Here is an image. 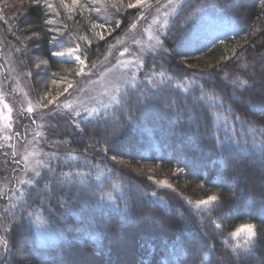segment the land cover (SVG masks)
<instances>
[{"label":"trees","instance_id":"trees-1","mask_svg":"<svg viewBox=\"0 0 264 264\" xmlns=\"http://www.w3.org/2000/svg\"><path fill=\"white\" fill-rule=\"evenodd\" d=\"M5 1L0 0V23L5 34L30 67L38 91H50L52 95L63 89L66 80H72L77 86L81 81V76H74L69 71L77 67L75 57H54L52 52L79 44L89 62L96 61L112 42L120 39L139 13V9L126 7L128 0H123V4L118 0H99L98 3L81 0L88 7L100 8L99 12L80 6L62 7L61 0H48L54 5L51 10L44 7L43 0L39 8L28 0L24 3L8 0L10 3L4 6ZM63 2L71 5V0ZM234 3L235 7L228 8L226 0H186L171 20V32L164 36L171 55L148 56L143 60L146 68L155 64L158 72L163 71L177 79L187 77L196 80L210 94L218 97L215 103L222 100L225 105H230L245 123L241 125L233 117L229 119L228 126L235 128L237 139L246 138L247 144L243 140L239 145L225 141L228 147L220 150L205 138L203 125L200 135H197L195 126L193 128L189 124L187 113L183 119H174L162 105L150 107L139 114L135 124L113 142L106 155L103 152L97 155L100 145L96 146V151L83 152L90 142L87 135L83 138L80 135L68 137L71 141L69 149L77 157L72 163L79 164L87 155L96 165L88 178L96 195L79 200L71 195L65 196L66 207H70V211L64 217H51L50 223L54 222L57 229L52 231L36 226L31 220L15 221L10 215L18 212L23 199L39 202L35 186L17 202L10 196H1L0 235L9 240L7 259L10 264H81L89 256L100 260L106 258L107 262L114 264L116 258L112 255L118 252L113 236L119 240V235L124 236L127 229L137 245L132 249L137 264H201L202 261L203 264H262L264 237H260L259 232L250 255L244 254L243 249L238 250L239 256L234 253L231 246L237 244V238L228 235L245 223L264 230V184L253 186L251 180L242 182L235 177L234 171L236 164L255 168L262 166L250 153L254 151L253 135L257 146L264 141V90H259L263 87L261 77L264 73V9L260 7V0H234ZM197 5L201 7L193 16L195 23L189 21L181 26L191 8ZM202 9L207 15L224 14L231 19L234 28L209 44L190 50L185 47L184 39L193 37ZM49 19L53 21L51 25L46 24ZM115 22H119L120 26L116 27ZM93 23L104 24L105 28L93 30ZM30 26L41 33L36 43L25 39V36H31ZM52 28H59L61 32H52ZM253 29L255 35L251 34ZM96 31H103L105 39L97 38ZM53 35L59 38L56 46L50 43ZM182 46L189 53L182 51ZM232 49L237 54L243 53L240 63L248 64L246 72L234 58L221 60V57H231ZM41 59L49 61L45 71L43 67L40 70L34 67ZM218 61L220 67L214 68ZM225 73L228 75L225 76ZM237 75L247 80L250 86L236 88L232 85L230 81ZM140 78H143L142 73ZM54 79L62 81L59 88L56 84L49 86ZM174 84L175 81L160 95L172 94L180 101L186 98L191 103L192 91L198 84H186L189 88L187 93L175 88ZM213 103L211 97H206L195 106L194 111L205 117L210 132L224 139L225 117L229 114L224 109L212 107ZM92 127L89 125L86 129L89 134ZM58 149L63 155L65 148ZM113 155L124 163L112 161L110 158ZM177 168L184 171L177 173ZM70 170L63 168L65 172ZM80 171L88 172V168L81 166ZM98 174L99 180L95 178ZM149 176L155 180L166 177L174 185L172 188L162 187L149 180ZM129 185L137 186L139 191L132 193L127 200V211H124V197L128 195ZM248 185H251L250 188ZM101 193L104 194L103 199L100 198ZM108 193H111V199ZM213 194L220 200L218 206H210L213 209L210 214L198 213L193 205L187 203L188 199L194 202ZM13 204L17 205L15 209ZM57 211H60L59 208ZM150 213L158 216L159 225L155 217H149L151 221L144 217ZM159 217H163L164 222ZM212 219L221 225L219 230L211 224L205 230L201 221L207 224ZM84 226L92 227L93 236L82 243L78 235ZM6 227L9 229L7 232L4 231ZM207 245L214 246V251L209 252ZM205 253L209 256L207 260L203 259Z\"/></svg>","mask_w":264,"mask_h":264},{"label":"snow or ice","instance_id":"snow-or-ice-1","mask_svg":"<svg viewBox=\"0 0 264 264\" xmlns=\"http://www.w3.org/2000/svg\"><path fill=\"white\" fill-rule=\"evenodd\" d=\"M30 4H34L37 8L40 7L42 0H28ZM99 0H93V3H98ZM120 4H123V0H118ZM171 8L168 12H164L161 16H154L152 19V24H159L158 33L165 36L171 32V25L169 22V15L174 14L176 9L185 5L186 0H168ZM20 3H24V0H20ZM44 7L48 9H53L54 5L49 3L48 0H43ZM159 4V0H128L126 7L129 9H150L155 5ZM62 7H71V6H80L81 8H86L88 11H101L100 8H91L87 5L81 3V0H71V5L65 4L61 0ZM234 0H226V7L232 8L235 7ZM200 5H197L189 11L187 16L181 22L187 24L189 21H193V16L199 12ZM260 7L264 9V0H260ZM159 11V8H157ZM143 17V14H141ZM146 19V17H143ZM259 19V17H258ZM53 21L51 19L46 21V24L51 25ZM116 27H119V22H115ZM135 28L137 25L133 23L131 25ZM93 30L100 28H105L104 24L92 25ZM31 36H25L26 40L36 43V38L40 36V32L34 29H31ZM52 32H61L59 28L50 29ZM145 31L149 32V35L152 36V39L155 40V44L149 45V50L153 53L162 54V55H171L169 49L164 47V41L161 40L160 35H152L151 25ZM252 35H255V30L253 29ZM95 36L100 40L105 39L103 31H96ZM19 39V38H18ZM81 39H84L81 37ZM223 42V41H222ZM247 42V40H245ZM51 44L56 46L59 44V38L56 35L51 37ZM90 43V41H89ZM27 47V45H25ZM19 51V49H17ZM125 51H128L125 49ZM231 57H221V60L232 59L234 58L237 63L240 64L242 70L248 69L247 63H240L243 59V53L237 54L235 49L231 50ZM54 57H64V56H73L75 57V63L77 65L76 69L73 71L69 69L74 76H86L94 74L91 72V69L96 67L95 63L91 64V69L88 73L85 72L86 67H88L89 57L84 51H82L79 44H76L73 47H66L61 51H55L51 53ZM123 55V53L121 54ZM123 65L128 71L123 74L122 79L123 84H117L113 86V92L109 96L107 102L103 100L96 101L98 106H94L91 109L87 107H74L71 102L65 103L63 106L66 109H69L71 116L67 123L73 128L72 132H65L66 136H72L75 138L76 135H80L83 138L85 135L89 138V144L84 148L83 152L87 153L88 151H96V146L100 145V149L97 152V155L100 152H103L105 155L111 149V145L116 141L126 129H130L136 122L137 116L142 114L144 111L148 110L153 106L162 105L166 109L167 114L174 119H183L185 113L188 114V121L190 125H194L196 129V134L200 135L201 126H204V136L212 142V144L218 147L220 150H224L228 147L225 144V141H228L230 144H241L243 140L244 144H247L246 138L237 139L235 136V128L228 126V121L230 118H235L236 121H239L241 125L245 123V120L236 114L235 110L230 105H225L221 100L219 103H215L218 97L214 93L210 94L204 87L203 84H198L196 80H190L187 77L184 79H177L172 75H166L163 71H157V65L153 64L151 67L146 68L145 62L142 55H136L135 59L128 61H117ZM183 63V60H181ZM48 60H39L38 63L34 64V67L38 70L42 69V66H48ZM220 67V62L218 61L214 68ZM264 67V66H262ZM138 73H142L143 78L141 79L138 76ZM254 74V73H253ZM28 76H32L33 73L31 69L27 71ZM57 75V74H53ZM228 74L225 73V76ZM211 79V76L209 77ZM175 81V88L183 89L184 92H189V88L185 85L198 84L196 89H193L191 96V103L188 99H183L182 101L175 98L174 95L169 94L166 96H161V92L168 88L169 85H172ZM53 84L57 83V80H52ZM230 83L236 88H244L250 86L247 80L242 79L239 75L235 76ZM127 85V87H124ZM73 88V81L66 80V84L63 88V91H58L56 96H51V93H47L46 96L41 97V101L47 98V104L42 102L36 105V108H47L48 105L58 104V97L65 96L66 93H69V90ZM82 91V89H81ZM107 91V90H106ZM199 93L198 95L196 93ZM206 97H211L213 100L212 107L224 109L229 115L225 117V129H224V139H221L215 132H210L207 124L205 123V117L203 115H198L194 108L197 104L203 101ZM66 99V97H65ZM94 99V98H93ZM113 105H115V110H113ZM34 108L30 104L27 112L33 113ZM12 109L4 104L0 108V119L5 121V129L11 128L12 124L10 123ZM118 113V114H117ZM264 115V113H262ZM32 123H35L33 120ZM83 125V127H82ZM92 125L91 134H89L86 129ZM52 129L55 130L58 125L53 124ZM102 133V136H101ZM264 134V130H262ZM20 135V133H16ZM41 136L40 132H36L33 139H37ZM6 140L11 139L9 136L4 137ZM101 139L103 144H101ZM54 147H59V145H64L65 152L62 155L57 151L43 153L44 159H38L34 165L26 163V169L23 170L25 175L28 176V173L31 172V175L27 179H19V185H32L35 186V190L38 194V203L32 202L29 199H23L22 203L19 205L18 212L10 213L11 217L15 221H24L25 219L34 221L36 226L43 227L49 231L57 230L55 224L50 223V219L53 215L64 217V215L70 211V207H66L68 203L65 199V196L71 195L75 200L84 198L85 196H95L96 193L92 190V187L89 184V179L92 176V171L96 168V165L92 163V158L84 155L83 159L79 164L72 163L77 160V157L72 155V151L69 149L71 141L65 140H56L51 142ZM252 148L253 152L250 154L253 155L264 167V141L260 142V146H257L255 135H253ZM29 159L28 156H24L23 160L27 162ZM112 161L123 164L124 161L118 160L117 155H113L110 158ZM57 162L59 164L60 170L57 171ZM19 163V161H17ZM81 166L88 168V172L80 171ZM64 167L71 169L70 171H63ZM108 171H111L109 169ZM183 168H177L176 172H183ZM240 173L237 174L239 178ZM99 180V174L95 177ZM149 180H154L155 183L172 188L173 185L169 183L167 179L164 180H155L153 176L148 177ZM42 182V186H41ZM21 196L24 195V189L21 188ZM139 191L138 187L135 185H129L127 187L128 195L124 197L125 205L124 211H127L128 204L127 200L131 198L133 192ZM15 195V191L12 193ZM155 196V193H152ZM104 194L101 193L100 198L103 199ZM108 198L111 199V193H108ZM21 199V197H17ZM220 198L213 194L209 195L204 199H197L194 202L190 199L187 200L189 205H193L197 212H205L210 214L213 210L210 206H218ZM55 202V204H53ZM12 207L15 209L17 205L13 204ZM59 208V212L57 211ZM215 225L216 229H220V224H215L214 221H210ZM5 232L9 231L6 227ZM258 232L260 237H264V230L257 229V226L252 223L243 224L237 227L234 231L228 233L230 237L237 238V244L232 245V250L234 253H237L239 256V249H243L244 254H252L253 248L252 245L254 240L258 239ZM243 237V239H241ZM0 246L3 247V252H0V264H10V261L7 259V255L10 251L9 240L0 235ZM209 252L214 251V246L207 245ZM204 260L209 259L208 253L204 254ZM203 264V261L201 262ZM264 264V261H262Z\"/></svg>","mask_w":264,"mask_h":264},{"label":"rangeland","instance_id":"rangeland-1","mask_svg":"<svg viewBox=\"0 0 264 264\" xmlns=\"http://www.w3.org/2000/svg\"><path fill=\"white\" fill-rule=\"evenodd\" d=\"M9 3L10 2L6 0L4 6ZM157 8H159V11H157ZM170 8L171 5H169L168 0H159V4L150 9H139V13L132 21V24L136 23L137 26L133 28L131 24L129 28L121 34L118 41L112 42L108 46L102 57L93 62L88 61L89 66L86 67L85 72L88 73L91 69V64L95 63L96 67L91 69V72L94 74L81 76V81L78 86L74 84L73 88L69 90V93H66L65 96L58 97V104L48 105L47 108H36V105L40 102L47 104V98L41 101V97L51 92L38 91L34 85L32 76L27 75V71L30 67H28L26 61H24L21 54L17 51V47L8 39L0 23V108H2L4 104H7L12 109V119L10 121L12 124L11 128L5 129V121L0 119V197L10 196L11 199L17 202V197L22 198L27 191L34 187L32 185L21 186L18 183L19 179H27L31 175V172H29L28 176H26L23 171L26 169V163L34 165L38 159H44L43 153L58 152L59 149L56 150V148H65L64 145L54 147L51 143L52 141L67 139L70 136H66L65 132L70 133L73 131V128L67 123L71 116V112L69 109L64 108L63 105L65 103L71 102L74 107H87L91 109L94 106H98L96 103L98 100L107 102L109 96L113 92V86L123 84L120 78L128 71L122 64L117 63V61L133 60L136 55H142L143 59L148 56H167L153 53L149 50V45L155 44V40L152 39V36H150L149 32L145 31V29H148L149 25H151L152 35L159 34L161 40L164 41L165 35L158 33L159 24L153 25L152 19L154 16H161L162 18V14L168 12ZM180 9L181 7L177 8L174 14L169 15L168 19L170 23ZM202 12V17H199L200 21L194 27V33H192L193 37L188 40L184 39L187 49L193 50L199 46L207 45L214 38L222 36L227 31H231L234 28L231 19L224 14L213 13L207 15L204 9H202ZM141 14H143V17H146V19L143 18ZM164 47L169 49L165 42ZM125 49L128 51H125ZM183 49L182 51L189 53V50H186L184 47ZM122 53L123 55H121ZM42 67L44 68L43 71H45V66ZM140 74L141 73H138V76H140ZM261 81L263 87L259 89L260 91L264 90V73L263 77H261ZM61 83L62 81H57L56 86L59 88ZM49 86H55V84L51 82ZM124 87H127V85H124ZM58 91L62 92L63 89L57 90L53 95L51 94V96H56ZM30 104L34 108L33 113L27 112ZM113 107H115V105H113ZM33 120L35 123H32ZM53 124L58 125L55 130L51 127ZM191 126L194 128V125ZM18 132L20 135H16ZM36 132H40L41 136L34 140L33 137ZM5 136H9L11 139L6 140L4 138ZM43 142L46 147L43 146ZM24 156L29 157L27 162L23 160ZM17 161H19V163H17ZM234 171L236 172V178L237 174L240 173L237 179L242 182H249L251 180L253 186H261L264 184V167L262 166L255 168L246 167L244 164H236ZM164 179L167 178L163 177L156 180ZM169 183L174 185L171 181H169ZM160 186L166 187L163 185ZM250 186L248 185L249 188ZM21 188L24 189L23 196H21ZM13 191H15V195L12 194ZM204 198L206 197H201L200 199ZM144 217L149 221H151L149 217H155V222L157 221L158 225L160 224L158 216L155 213L147 214V216ZM159 218L164 222L163 217ZM210 221H214L215 224H217L215 219ZM201 223L205 227V230L208 224L214 226V224L210 222L204 224V222L201 221ZM90 228L92 227L84 226V228L81 229L78 235L79 242L84 243L93 236V232ZM129 231L130 230L127 229L124 236L119 235V240L117 237L115 238V236H113L112 241L116 243L115 250L118 252V254L112 255L116 258L114 264H137V262H135L137 259L132 254V249L137 248V245L134 239H132L133 234ZM40 234L41 236L43 235L42 230ZM0 252H3L2 246H0ZM122 254H124V257ZM105 259L106 258L100 260L96 257L91 258L89 256L87 259H84V261L82 260L81 264H85V260L86 264H105V262H107ZM107 264H111V261H108Z\"/></svg>","mask_w":264,"mask_h":264}]
</instances>
